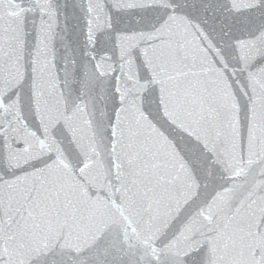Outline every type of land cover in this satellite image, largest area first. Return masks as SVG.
I'll use <instances>...</instances> for the list:
<instances>
[{"label":"snow or ice","instance_id":"snow-or-ice-1","mask_svg":"<svg viewBox=\"0 0 264 264\" xmlns=\"http://www.w3.org/2000/svg\"><path fill=\"white\" fill-rule=\"evenodd\" d=\"M0 264H264V0H0Z\"/></svg>","mask_w":264,"mask_h":264}]
</instances>
